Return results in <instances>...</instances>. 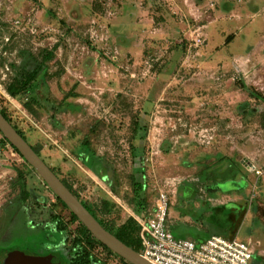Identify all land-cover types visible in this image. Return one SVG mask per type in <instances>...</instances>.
<instances>
[{
	"label": "rangeland",
	"instance_id": "1",
	"mask_svg": "<svg viewBox=\"0 0 264 264\" xmlns=\"http://www.w3.org/2000/svg\"><path fill=\"white\" fill-rule=\"evenodd\" d=\"M208 20L218 24L219 35L211 44L209 37L203 46H191L190 31L204 30ZM5 37L10 42L0 51V72L6 66L10 71L6 80L0 73V107L83 200L111 199L118 207L110 219L118 215L121 223L134 212L131 175L141 181L149 206L154 179L180 177L183 191L202 189L203 196L204 186L224 197L244 188L242 205H258L257 213L246 207L243 217L239 207H203V222L182 223L174 236L227 237L236 231L240 241H253L251 264H264V100L242 87L264 96V0H0L1 44ZM46 50L54 57L32 93L10 96L6 84L32 69ZM161 91L164 98L153 108L149 99ZM29 95L43 102L36 116L24 107ZM175 96L182 99L171 100ZM202 130L213 136L211 143L201 142ZM155 132L159 153L151 155L148 138ZM138 142L143 148L134 156ZM143 154L153 156V163L142 165ZM216 154L223 156L220 161ZM20 157L11 146L0 149V209L17 192L6 185L9 178L30 171ZM94 158L107 163L104 177L90 168ZM186 158L192 165L184 166ZM217 162L227 169L213 182L208 178L215 177ZM236 174L246 185L224 180ZM177 198L171 196V206ZM61 208L67 221L70 209ZM47 210L51 214L53 207ZM13 213L0 222L1 260L34 259L48 241L30 214ZM90 250L92 264H125L99 245ZM53 255L66 264L62 253L37 254Z\"/></svg>",
	"mask_w": 264,
	"mask_h": 264
},
{
	"label": "trees",
	"instance_id": "2",
	"mask_svg": "<svg viewBox=\"0 0 264 264\" xmlns=\"http://www.w3.org/2000/svg\"><path fill=\"white\" fill-rule=\"evenodd\" d=\"M53 57H54V53L50 50H46L42 54L40 59H36L37 60L36 65L32 69L23 71L19 76H17L11 82L6 84L7 93L13 98H19L22 95L31 94L34 83L37 81L40 73L46 67V64L49 61H51ZM242 87L248 92L251 98L260 97L261 99L264 100V96H259L253 89L247 87L245 84H243ZM36 106H38V108H43V102L40 100L38 95H34V96L29 95L28 99L24 102V107L29 113L36 116L38 115ZM0 111L9 120V122L13 124L15 129L24 137V139L28 141V138L23 133V131L12 122V119L8 115V113L4 111L1 107H0ZM1 143L4 146L10 144L14 148V150L21 157H23L18 151V149L15 148L5 137L2 138ZM30 145L45 161L46 159L42 155L39 147L34 146L31 143ZM136 150L137 148L134 147L133 149L134 156ZM106 165L107 163L105 164V161L98 158L96 159L94 158L90 162V168L92 169V171L96 175L101 177H104L101 171L105 170ZM49 166L57 174V176L61 178L63 183L74 193V195L81 200L84 206L103 225V227H105L108 231L113 233L118 239H120L126 245L133 248L135 251L139 253L142 252V242L140 238V224L134 217L129 216L121 223H118L117 221V219L119 218L118 215L110 219V215H114L115 213H117V207H118L111 199L101 198V200L98 203H90L83 200L80 197L78 191L74 188L73 184L68 180L62 178L55 167H52L51 165ZM32 169L36 172L34 168ZM130 177H131V182L134 186V196L132 197V200H130V203L133 205V207L137 212H140L142 208L141 206H143V204L147 201L144 195V188L141 181L136 176L131 175ZM112 188L115 192H117L116 186L113 185ZM55 198L57 199V201L63 203V201L57 195H55ZM64 206L68 208L65 204ZM55 218L57 219V217ZM57 221H58L59 230L64 237L65 248L67 249V252H69L70 255V260L68 261L67 264H92L91 261L92 254L90 248H92L95 245L101 246L104 250L110 253V255H112L113 257H118L125 264H132L127 260H125L124 258H122L121 256H119L118 254H116L111 249H109L102 242L97 240L93 236V234L88 230V228L79 220L76 214H74L72 211L69 210V219L67 221L62 219L59 220L57 219ZM77 222H78L77 228L75 230L72 229V224Z\"/></svg>",
	"mask_w": 264,
	"mask_h": 264
},
{
	"label": "built area",
	"instance_id": "3",
	"mask_svg": "<svg viewBox=\"0 0 264 264\" xmlns=\"http://www.w3.org/2000/svg\"><path fill=\"white\" fill-rule=\"evenodd\" d=\"M187 34V33H186ZM188 35V34H187ZM191 46H203L206 35L203 28L190 31ZM10 42V37H5V42L0 43V51L5 44ZM10 68L6 66L1 70L3 80L9 75ZM161 132V128H159ZM160 132H155V142L160 143ZM201 142L211 143L213 136L208 130L199 132ZM0 149L9 146L1 143ZM152 144L151 155L157 154ZM152 159V157H151ZM183 180L177 176L165 178L158 185L154 209L145 215L137 217L140 224V238L142 242L141 254L153 264H251L255 255L253 244L240 241L237 238L227 239L222 236H212L201 243L189 239L176 238L169 230L168 217L170 209V196H174Z\"/></svg>",
	"mask_w": 264,
	"mask_h": 264
},
{
	"label": "crops",
	"instance_id": "4",
	"mask_svg": "<svg viewBox=\"0 0 264 264\" xmlns=\"http://www.w3.org/2000/svg\"><path fill=\"white\" fill-rule=\"evenodd\" d=\"M216 21H217V19H216ZM205 29H206V33H205L206 40H207V38L210 37L211 40H209V44H211L213 42L214 37L216 35H219L218 34L219 33V26H218V24L216 22H214L212 24V22L208 20L207 25L204 26V31H205ZM212 35H213V37H212ZM164 91H166V89ZM164 95L165 94L162 92V93H160L158 98H156V96H154L153 98L149 99V102H150V104H152L153 108H154V106L156 107V103L155 102L156 101H161L164 98L163 97ZM181 99H182V97L175 96L171 100L180 101ZM153 102L155 103V105H153L154 104ZM159 121H160V119H159ZM148 140L151 143V149H152V144H154L153 145L154 146V151L156 150L159 153L160 143H156L155 144V139H154L153 135H152V137H149ZM142 144L143 143L138 142L137 149H139V151H138L139 153H141L140 149L142 150V148H143ZM215 157H216V159H218V161H220V159L223 156L220 157V154H216ZM140 161H141L142 165H145V164L148 165V164H152L153 163V159H151L149 156L146 157V155H144V154L140 158ZM184 162H185L184 163L185 167L189 166V165H192V162L188 161V158H186V160H184ZM221 163H223V162H221ZM213 166H216L217 170H218L216 173L212 172L214 176L218 172H224L227 169V166L220 165L219 162H217L216 165H214V163H213ZM204 174L205 173H201V174L198 175V177L201 175V177H202L201 179L204 180V179L207 178L206 175H204ZM203 177H205V178H203ZM228 179H233L234 182L237 181V180H241V181H244V183L246 185V178L244 176H238V174H236V175L228 177V178L225 177L224 180H228ZM163 180H161V181H163ZM208 180L213 181V182H219L218 181L219 179H217L216 176L212 177V179L208 178ZM222 181H223V179H222ZM150 183L152 184V185H150V186H152V190L155 192V194H154L155 196L153 197L152 202H151L152 204L149 206L148 202L144 203L143 206H141L142 208H141L140 212H137L135 210V208L133 207V210H134V212L136 214L133 212L132 217H134L136 220H137V217L145 215V214H147L148 212H150V211H152L154 209L156 196H157L156 189H157L158 185L160 184V182L158 180L154 179V180L150 181ZM182 183H181V185H183L186 182H184L183 184ZM181 185L179 186V188L177 190V193L174 195V196H176L178 194V198L176 200V203L171 206V200H170V211L171 212H170V216H169V219H168V226H169V230L173 234H174L175 230H179V225L182 224V223H195V224H198L199 220H201V222H203V218L204 217L198 218V216H200V214L202 212L204 214H206L205 211H204L205 209L203 207H208L209 206V208H211L213 205H218V207H221V209L224 210L226 207L229 206L232 211L236 210L239 207V209H242L243 217L245 216L244 214L247 213L246 210H248V208H249V210H251V212H252V210H254V213H257L258 209H259L258 205H253L252 203L251 204H246V202H245L244 205H242L239 194L244 190V188H241V189H237V188L235 189L234 188V189H232L230 191H226L225 192L226 196L224 197V196H220L219 190H217V189L207 190L205 188V186L203 188V192H205L207 194L206 196L205 195L204 196L200 195V193H201L200 191L202 189L201 190L200 189L196 190L193 187H192V189L187 190V193H186V191H183V186H181ZM231 192H235V194H233V193L231 194ZM110 194L112 195L113 193L110 192ZM171 196H170V198H171ZM246 207H248V208L246 209ZM199 229L200 228H198V227L196 228L197 232H200ZM212 236H222V237L227 238V239H233V238H237V233L235 231V232H232L230 236L225 237V235H222L221 233L212 232V233H208V235H206L205 237H190L189 236V237H179V238L180 239H189V240H192V241H194L196 243H201V242H204L205 240H207L208 238H210ZM250 242L253 244V241H250ZM253 248H254V244H253Z\"/></svg>",
	"mask_w": 264,
	"mask_h": 264
},
{
	"label": "water",
	"instance_id": "5",
	"mask_svg": "<svg viewBox=\"0 0 264 264\" xmlns=\"http://www.w3.org/2000/svg\"><path fill=\"white\" fill-rule=\"evenodd\" d=\"M0 132L15 148L18 149L24 159L36 170L48 187L57 195L63 203L72 211L79 220L88 228L93 236L106 245L116 254L132 264H153L141 253L135 251L108 231L84 206L81 200L63 183L61 178L33 149L30 143L15 129L12 123L0 111ZM54 256V255H53ZM25 258L15 257L5 260L3 264H59L56 258Z\"/></svg>",
	"mask_w": 264,
	"mask_h": 264
},
{
	"label": "flooded vegetation",
	"instance_id": "6",
	"mask_svg": "<svg viewBox=\"0 0 264 264\" xmlns=\"http://www.w3.org/2000/svg\"><path fill=\"white\" fill-rule=\"evenodd\" d=\"M0 135L2 134L0 133ZM8 145L11 146L10 144ZM20 159L29 166L30 171L26 173L19 172L15 174L14 178L11 177L7 181L6 185L8 187L12 186L13 189L17 190V192L14 194V198L10 201V203L3 205L2 209H0V222H2V219L6 216H8L10 220L12 213L14 212L13 215H15L17 210L27 212L31 217L29 219L30 222L33 225L36 224L41 227L44 239H47L48 241L47 244H43L45 249L37 252V254L46 257L50 251L58 253L59 255L62 253L67 257V264L70 260V255L65 248L64 237L59 230L57 221V219L65 220L64 212H62L61 208L63 207L65 209V206L63 203L57 201L53 191L48 187L39 174L32 169L33 167L23 157H20ZM34 174L39 177L38 180L34 177ZM49 191L53 194V200L50 203L48 194ZM49 206L53 207L51 214L49 213V210H47ZM12 209H14L13 212H11ZM46 212H48L47 218L45 217ZM55 217H57V219ZM54 244L55 246L57 245V247L59 246L57 250H52V246ZM37 254L35 253L34 255L37 256ZM3 263L4 261H2L0 257V264Z\"/></svg>",
	"mask_w": 264,
	"mask_h": 264
}]
</instances>
